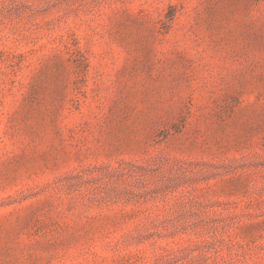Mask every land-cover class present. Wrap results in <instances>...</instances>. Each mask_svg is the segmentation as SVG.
<instances>
[{
    "label": "rangeland",
    "instance_id": "obj_1",
    "mask_svg": "<svg viewBox=\"0 0 264 264\" xmlns=\"http://www.w3.org/2000/svg\"><path fill=\"white\" fill-rule=\"evenodd\" d=\"M0 264H264V0H0Z\"/></svg>",
    "mask_w": 264,
    "mask_h": 264
}]
</instances>
